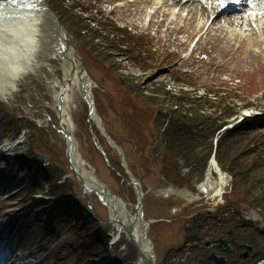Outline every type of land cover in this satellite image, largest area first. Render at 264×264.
<instances>
[{"label": "rangeland", "instance_id": "obj_1", "mask_svg": "<svg viewBox=\"0 0 264 264\" xmlns=\"http://www.w3.org/2000/svg\"><path fill=\"white\" fill-rule=\"evenodd\" d=\"M74 1L92 8L89 13L85 12L84 16L99 17L100 13H105L118 26H123L135 33L137 38L138 36L144 37L138 38L139 40L134 38L132 41L138 42L137 45H140L141 48L129 51L135 46V43L131 42L119 45L118 48L111 47V50L108 48L106 51L111 56L107 60H103L91 52L81 39H76L72 33L70 36V41L77 54L82 58L83 65L92 80L90 91L96 111L102 118V123L109 132V136L121 147L122 152H125L131 174L140 181L143 187L150 181L156 185L154 183L156 179L152 172L149 170V172H145L143 167L144 163L150 161L146 151L147 142L154 140L151 123L155 117V111L166 107L147 105L142 97L138 96V92H141L142 95H151L152 90L160 88L159 84L165 86L172 94L188 93L192 97L209 93L208 91H223L222 96L230 105H234L238 112L237 116L229 121L237 123L234 130L242 132V136L246 139L245 143L250 139H256L258 146H261L258 150L260 148L264 150V57H260L258 60L254 58L253 60L256 61L254 63L247 62V57H252L254 51L258 50L257 45L250 46L248 37H233L229 41L226 38L222 39V35L218 33L216 36H204L200 39V32L205 30L203 27L201 31L190 34L187 33V30L184 33H177L178 38L182 39L183 35H187L188 39L184 46H173V43L167 42L168 33L164 27L157 33L156 25L146 28L145 25H132L131 16L125 19L128 13L125 12L126 10L118 8V5L127 0ZM70 2V0H65V3L61 4L69 7ZM71 13L78 12L71 11ZM143 18L142 22H147L146 17ZM254 19L261 22V20L264 21V16L262 13L257 14V18L254 17L253 21H250L253 25ZM184 24L183 19H180L172 26L178 28ZM258 31L260 33V30ZM107 33L109 32L106 30L104 34ZM111 34L110 38L117 35L116 32ZM84 37L87 38L88 35ZM145 39L148 41L147 44L144 43ZM263 46L264 43L259 47L262 49ZM141 50H144V53H141ZM42 72L47 73L45 70ZM132 83L137 84L141 91L134 93L131 88ZM56 97V89L46 87L43 76L38 73L20 77L10 96H0L1 109L3 108L15 118L28 117L31 122L36 124L28 126L25 122H21L28 129V137L25 138V141L24 138H19L23 143L12 148L9 155L24 157L32 152L37 157L45 158L47 169L53 177L54 186L65 187L67 194L77 196L83 209L89 208L88 211L92 212L95 224L99 225L101 230L108 232L109 212L107 208L92 192L83 194L78 181L69 170L65 157V145L61 133L58 132L61 124H59L57 116ZM208 97L214 100L212 96L208 95ZM249 103H251L249 108H245ZM63 105L66 122L64 121L62 126L73 136L81 155L91 165V169L95 170V175L109 191L119 196L127 210L133 213L136 195L131 186L122 182L114 172L105 166L90 139L85 121L87 107L80 85L70 84L68 86V94ZM121 111L123 112L120 114ZM123 114L125 118L122 117ZM93 131L108 153L112 165L122 171L118 153L108 144L100 126L93 123ZM13 133L14 129L11 127L6 113L4 115L0 112V142L7 137H13ZM136 133H139L138 136ZM196 151L199 154L206 152L202 148H197ZM12 156L7 158V169H3L5 156L0 159V183L5 182L7 187L5 193L0 194V226L4 225V220L14 216L13 221L5 223L7 226L3 232L6 233L16 222L25 220V223L21 224L20 231H23V235L14 253L13 261L18 259L23 263L31 261L34 264H91L86 259L84 261L81 246L74 239L75 232L85 225L83 223L80 226L76 225L74 218L60 221L58 212L49 211L45 215L40 207L46 205L47 201L43 200L46 198V192L41 193L42 200L39 202L30 198L34 192L45 187L42 178H38L37 171L32 175H29V171L26 174H20L19 167ZM133 165H137V167L134 168ZM190 172L186 168H182L180 181L173 175L170 179H166L168 182L162 186H177L190 191L193 195L200 196V199L192 201L179 198L177 204L182 206L183 216L199 209L215 210L220 206H225L229 207L230 215L233 213L237 218L251 220L260 229H264V207L262 205L255 207L251 202L252 196H258V199H260L259 196H264V183L263 187L255 183V181L258 183L264 179V166L253 171L250 175L252 181L250 184L257 185L251 186L250 194L246 193L245 187L243 189L242 183L230 178L224 194L217 199L212 197L210 189L203 186L207 179L198 180V177L194 174L191 176ZM212 179L217 180L215 174ZM60 181L64 183L58 184L57 182ZM36 182L37 185L30 189ZM90 222L92 221L88 223ZM111 231L110 228L109 232ZM252 231L253 229L250 227H243L240 230L241 233L244 232L247 235ZM262 238L264 237L262 236ZM149 239L154 246L155 264H157L163 256L162 247L167 238L163 232H158L155 226H150ZM254 242L258 244L257 241ZM255 249L258 250V245Z\"/></svg>", "mask_w": 264, "mask_h": 264}, {"label": "bare ground", "instance_id": "obj_2", "mask_svg": "<svg viewBox=\"0 0 264 264\" xmlns=\"http://www.w3.org/2000/svg\"><path fill=\"white\" fill-rule=\"evenodd\" d=\"M232 1L237 0H133L118 5V8L124 9L128 13L125 19L128 16L132 17L130 20L132 25H145L146 28L156 25L157 33L164 27L168 33L167 42L173 43V46H184L188 39L187 35H183L182 39L178 38L177 33H184L187 30V33L190 34L201 31L203 27L205 30L200 32V39L204 36H216L218 33L222 35V39L226 38L229 41L233 37H248L250 46L257 45L258 47L252 57H247V62L254 63L256 62L253 60L254 58L258 60L260 57H264V46L262 49L259 47L264 43V21L259 22L258 19H254V25L251 22L254 17L257 18L259 13L264 16V0H239L236 10L223 9L224 5ZM36 2L37 0H6V3L0 5V96H10L20 77L23 78L29 74L36 75L37 72L43 76L46 87L56 89L57 93L61 90L63 79L70 75H72L71 84L86 83L83 73L79 74L76 56L73 48L68 45V39H64L68 47L64 50H60L57 44H54L57 36L64 37L65 32L62 27L52 23L54 37L50 36L40 42L43 21L41 14H44L45 11H36ZM143 17H146L147 22L145 20V23L142 22ZM180 19L185 22L184 26L178 28L172 26ZM260 24L262 25L260 26ZM257 29L260 30V33ZM43 70L47 73L44 74ZM67 94L68 88L65 97ZM95 120L97 121V118L93 114V121ZM64 121L66 122V118L63 114L59 122L62 124ZM0 145V152L9 150L6 143L2 145L0 142ZM66 145L69 147L73 165L84 178L86 186L93 189L102 185L91 170V165L81 155L74 138L73 140L69 138ZM215 172L218 174L216 181L211 176ZM206 179L203 186L205 185L212 191V197H221L228 182V175L221 171L212 159ZM4 190H6L5 185H0V192ZM177 193L179 192L177 191ZM186 193L183 191V196ZM103 198L107 201L110 215L121 211L126 220L132 221L133 215L128 212L122 200L110 199L108 195H104ZM196 198L192 194L188 195L189 201ZM110 200L111 202H109ZM111 205L115 210L110 208ZM13 218L14 216H11L4 220V225L0 226V230L3 231L7 226L5 223L13 221ZM143 249L146 251V249H151V246L147 245L146 248L144 246ZM260 264H264V260Z\"/></svg>", "mask_w": 264, "mask_h": 264}, {"label": "trees", "instance_id": "obj_3", "mask_svg": "<svg viewBox=\"0 0 264 264\" xmlns=\"http://www.w3.org/2000/svg\"><path fill=\"white\" fill-rule=\"evenodd\" d=\"M47 1L69 28L72 35L76 39H81L85 45L87 44L89 50L98 58L107 60L111 56V54L109 55L106 52L108 48L111 50V47L118 48L119 45L129 44L130 42L135 43V46L129 51L141 48L140 45H137L138 42H132L134 36L129 31L118 28L111 21L106 20V22H100V24L97 22L96 26H93L81 14L71 13V11L73 12L76 9V3L69 5L72 8L70 10L68 9L69 7L61 4L65 3V0ZM99 26L100 28H97ZM106 30L109 33L104 34ZM113 32H116L117 35H113L110 38L109 35ZM86 35L91 39L85 38L84 36ZM140 52L143 53L144 50ZM159 85H161L160 88L152 90L151 95H142L141 92H138L141 90L134 83H132V88L148 104L166 107L172 113L171 122L166 131L169 150L172 155L177 159H183L185 166L190 167L191 174H195L201 179L204 174L206 160L212 152L210 139L216 135H220L215 151V158L218 164L229 171L235 181L242 183L243 189L246 188V193L250 194L251 186H257L250 184L252 182L250 175L253 171L264 166V150H261V148L258 150L261 146H258L256 139H250L245 143L246 139H244L245 137L242 136L240 130H222L232 118L237 116L238 112L235 106L230 105L225 97L219 94L221 91L215 92L214 95L217 97V100H212L206 94L193 97L188 93L172 94L165 86ZM208 92L210 93L211 91ZM22 126L20 124V127ZM200 145L206 148V154L203 157H198L195 154V149ZM29 156L31 157V154L28 155V158ZM24 166L26 170L37 169V167L31 165L28 161L24 163ZM49 172L47 169L45 175H48ZM45 178L47 179V176ZM255 183L263 187L264 179L258 183L255 181ZM50 188L53 201L48 205L49 208L54 207L56 202H58L56 209L60 208V211L64 214L63 217L67 219L72 218L73 215L69 213L81 215L80 218L77 217L75 220L78 225L83 223L85 226L82 229H78L75 234V241L80 243L83 253L89 252L92 254L91 256L95 254L104 257L107 252L106 231L101 230L99 225L95 224V222L85 215L83 207L74 197L61 202L57 200L61 193H66L65 187L54 186L52 184ZM259 198L261 200L258 199V196H252V204L255 207H259L260 205L264 207V196H259ZM89 221L92 222L88 223ZM240 223L243 225L246 222L241 220ZM201 228H203L202 225H195L193 231L188 233L185 242L197 241ZM262 236L257 229H253L252 233L246 236L249 243L254 244V241L258 242L260 255L264 253V238ZM169 254L170 252L167 253V255ZM204 256L205 250L202 249L201 245H196L193 247V257L188 263L202 264L204 263ZM134 257V250L131 248L127 260L131 263Z\"/></svg>", "mask_w": 264, "mask_h": 264}, {"label": "flooded vegetation", "instance_id": "obj_4", "mask_svg": "<svg viewBox=\"0 0 264 264\" xmlns=\"http://www.w3.org/2000/svg\"><path fill=\"white\" fill-rule=\"evenodd\" d=\"M147 109H149V107H147ZM122 112L123 111H121L120 114ZM155 115L156 116L153 118V121L151 123L154 140L148 141L147 151L145 149L150 158V161L146 164L144 163L143 170L145 172H152L153 177L156 179V181L154 182L156 183V185H154L150 181L145 184L144 187H142L145 191H147L144 199V216L147 220L154 221V224L151 225L152 227L155 226L156 229H158V232H163V235H166L167 241L163 243V246L170 247L174 245L175 242H177V240L179 239L183 226L187 223H191L192 220H195L196 218H200V213L198 214L197 212H194L187 216H183L181 212L183 210L182 206H178L177 204V202H179V197L181 196L176 193L177 190L170 191L171 187H178L173 185H171L170 187H162L165 182H168L167 180L170 179L171 176L173 177V175L179 181L180 179L177 177L174 165L166 152V140L163 136L164 132H160V130L162 129L161 127L163 126V119L160 113H157ZM122 117L125 118L124 114ZM26 118L29 119L28 117ZM138 134L139 133H136L137 136ZM108 144L113 147L109 142ZM115 145L121 149V147H119L116 143ZM121 153L127 163L126 154L125 152H122V149ZM117 155L119 156V163L122 167L121 157L119 154ZM133 167L136 168L137 165H133ZM131 188L135 194V190L133 189V187ZM214 216H216V213ZM204 218L209 221L211 220L212 226H215V221L213 220L210 213H205ZM200 222L201 221H199V223ZM218 225H221L222 228H225L224 231L226 230L227 232V235L224 234L222 236L226 239L229 248L227 250H224L222 246L218 245L216 238H212L205 242V249L215 250V252L217 253L216 255L224 257L226 263L230 258L235 259V256H239L240 259H243L244 261H247L253 257V254L255 253L253 252V249H249V251H247L243 247L242 243L239 242L237 243V245L232 244V229H228L230 222L227 217L221 218V221L218 223ZM205 256V264H213V261L209 257L206 258Z\"/></svg>", "mask_w": 264, "mask_h": 264}, {"label": "water", "instance_id": "obj_5", "mask_svg": "<svg viewBox=\"0 0 264 264\" xmlns=\"http://www.w3.org/2000/svg\"><path fill=\"white\" fill-rule=\"evenodd\" d=\"M6 3V1H0V5ZM36 11H45L44 14H41V17H43V21L41 23V35H42V40L40 42H42L44 39H48L50 36L53 38L54 34L52 33L53 31V27L51 26L52 23L56 24L59 27H62V29L64 30V37L62 36H57L55 39L54 44H57V47L61 49H65L68 48L67 45L64 42V39H68V45L71 46L74 50L76 59L78 61V65H79V74H84L85 77L87 78V82L86 83H82V87H83V91L85 93V98H87V102L89 105V110H88V115H87V120L90 121V118L92 116L93 113V101L91 98L90 93L87 90V86L89 85V78L87 76L86 70L83 67L82 64V59L80 56L77 55L76 49L73 46V43L70 41V32L69 30L65 27V25L63 24L62 20L60 19V17L56 14V12L50 7V5L48 4L47 0H37L36 2ZM52 27V28H51ZM53 35V36H52ZM72 79V75L68 76L66 79H63L62 81V85H61V90L58 93V97H57V107H58V117H59V121L61 120V117L63 116V99L65 96V92H66V85L69 81H71ZM170 114L169 113H162V119H163V125H165L167 123V120L169 118ZM60 131L63 133V139L65 141V143H67V140L70 138L69 135L65 132V130L60 126ZM89 131L91 132V128L89 129ZM92 133V132H91ZM92 137L94 139H96V137L93 135L92 133ZM99 152L103 155V157L105 158V161L107 163V165L111 168L114 169L113 167H111L109 159L107 157V155L105 154V152L102 150L100 145H97ZM66 156L67 159L70 162V167L71 170L74 172L77 180L80 183V186L82 188V191H94L95 193H97L101 200L104 201V195H108L111 198H113L114 200L117 199V197L113 194H111L109 192V190L104 187L103 185H99L96 186L93 189H89L86 186L85 180L84 178L81 176V174L79 172H77V170L75 169V167L73 166L72 160L70 158V152H69V147H66ZM37 163L39 164H43L44 161L43 159H37L36 160ZM116 173L118 175L121 176V178L123 179L122 175L116 171ZM130 184L136 189L137 191V201L136 204L134 205L135 208V212L133 214V219L132 221H128L124 222L123 219H120L117 216V213H115L113 215V218L109 221L108 224L110 225H114L116 227H120L123 229L126 239L129 241V243L133 246V248L136 251V258L133 264H154V253L151 249H143V247L147 245H150L149 240L147 239V228H148V222L144 220L143 218V197H144V193L141 190V188L139 187V182L138 181H133L130 182ZM111 209L115 210L113 208V205H111L110 207ZM221 244H226L224 240H220L219 241ZM149 252V253H148ZM211 258L214 259L215 263L214 264H222L224 262L223 258H217L215 257L213 254L210 255ZM258 260L253 261V262H249L247 264H257Z\"/></svg>", "mask_w": 264, "mask_h": 264}]
</instances>
